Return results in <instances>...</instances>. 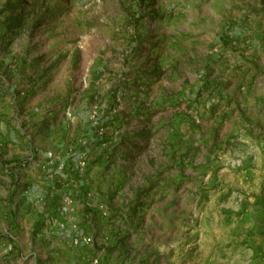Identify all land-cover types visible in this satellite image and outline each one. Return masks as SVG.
<instances>
[{
  "label": "rangeland",
  "instance_id": "rangeland-1",
  "mask_svg": "<svg viewBox=\"0 0 264 264\" xmlns=\"http://www.w3.org/2000/svg\"><path fill=\"white\" fill-rule=\"evenodd\" d=\"M55 47L66 58L55 114L38 126L20 105V131L35 145L13 158L28 167L41 157V169L89 190L93 215L73 197L74 264H264V118L214 123L220 91L210 104L202 87L191 91L204 76L221 87L237 50L264 73V0H0V68L16 70L11 79ZM36 90L38 102L46 86ZM250 104V114L264 109Z\"/></svg>",
  "mask_w": 264,
  "mask_h": 264
},
{
  "label": "crops",
  "instance_id": "crops-1",
  "mask_svg": "<svg viewBox=\"0 0 264 264\" xmlns=\"http://www.w3.org/2000/svg\"><path fill=\"white\" fill-rule=\"evenodd\" d=\"M64 45L67 46L65 42ZM56 48H51V52L49 51L45 55L51 57L44 64L37 61V64L32 65V62L28 60L19 64L18 69L21 73L19 80L11 79V76L16 73V70L12 71L11 66L5 64L4 68H0V80L6 82L3 87L5 91L0 88V153L2 150L4 154L6 147L8 148L6 155H2L3 160H0V170L2 169L1 173L9 182L5 190L0 189V210L3 211V205H6L8 210L4 216L7 222H0V264H74L69 249L76 242L74 237L79 231L77 227L80 226H76L74 223L76 221H72L74 218L72 216L74 213L72 210L74 206L73 197L76 196L82 201V205L89 215H93L95 210L96 203L95 201L92 203L93 198L90 197L89 190L82 184L78 188L71 185L67 178L68 173L59 171V176L57 174L55 177L52 176L49 173L50 168L47 171L41 169V165L44 163L41 157L35 162L32 157H29L32 162L27 163L28 167L24 165L25 162H16L14 161L16 158H13L17 154H22L24 147H28L32 154V147L35 145L29 137L24 139L22 131H20L21 117H18L20 105L22 104V109L27 106L26 108L29 110L27 115L31 117L32 121L38 120V126L51 121L55 114L52 110L55 102L51 96L61 71L66 67V58L58 57V53L54 51ZM234 54L235 56L230 61V68L225 70L222 75L223 78H218L222 80L223 85L221 87L218 85V81L212 80V76H204L202 81L197 80L193 83L191 91L202 87L206 91L204 100H207L206 103L209 104L216 101L222 103L218 97L214 96V93H211L214 89L220 91V99L224 100L225 103L219 111L210 113L209 116H212L210 121L214 119L216 121L214 123H225L223 117L226 115L233 117L239 114L241 122L243 119L249 128H253L259 122L260 117L261 119L264 118V109L259 110L260 113L253 112L250 114V108L246 110L244 108L247 104L251 105V100L254 101V104L259 101L260 106L264 102V88H260L261 85H264V80H261V77L264 76L261 61L256 58L248 60V56L246 59L240 57L239 54H243L240 50ZM45 58L47 59V57ZM5 69H7L6 73H4ZM219 72L216 71V74ZM57 75H59L58 78ZM4 76L11 79V82L7 83ZM225 79L230 80V82ZM180 80L184 81L185 79ZM19 82L27 84L29 93L17 94L14 92L15 89H18ZM41 86H46L44 92L46 97L40 98L37 102L35 100L38 95L36 88ZM184 90L186 94L187 87ZM34 96L36 97L33 101L36 102L33 103L31 99ZM18 99L22 103H18ZM234 100L240 102L239 106L242 112L232 111L231 107ZM31 108L33 111L30 110ZM43 108L48 110L45 117V113L42 115ZM202 112L205 114V110ZM30 114L36 116L32 117ZM241 114L245 116V119ZM237 119L240 122L239 117ZM38 153L43 158L46 154L45 147L39 149ZM36 168L41 169L40 182L34 180L32 172ZM56 178L62 179L63 182L58 181L59 185H57ZM22 183L27 185L23 186ZM3 193H8L10 196L13 194L6 203L1 201ZM18 214L24 216L25 222L19 221ZM80 243L82 242L80 241ZM32 244V250H30ZM77 260L79 261L78 264L80 262L83 264L86 259L78 257Z\"/></svg>",
  "mask_w": 264,
  "mask_h": 264
}]
</instances>
